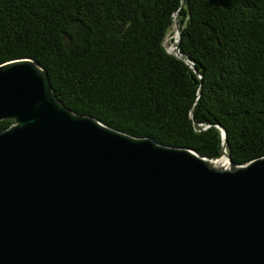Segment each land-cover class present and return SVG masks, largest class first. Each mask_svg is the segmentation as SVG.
<instances>
[{
	"label": "water",
	"instance_id": "obj_1",
	"mask_svg": "<svg viewBox=\"0 0 264 264\" xmlns=\"http://www.w3.org/2000/svg\"><path fill=\"white\" fill-rule=\"evenodd\" d=\"M0 121V264H264V156L235 164L224 129L219 159L130 135L31 58L0 65Z\"/></svg>",
	"mask_w": 264,
	"mask_h": 264
},
{
	"label": "trees",
	"instance_id": "obj_2",
	"mask_svg": "<svg viewBox=\"0 0 264 264\" xmlns=\"http://www.w3.org/2000/svg\"><path fill=\"white\" fill-rule=\"evenodd\" d=\"M175 12L196 71L164 47ZM21 58L110 127L208 159L222 128L235 164L264 156V0H0V65Z\"/></svg>",
	"mask_w": 264,
	"mask_h": 264
},
{
	"label": "rangeland",
	"instance_id": "obj_3",
	"mask_svg": "<svg viewBox=\"0 0 264 264\" xmlns=\"http://www.w3.org/2000/svg\"><path fill=\"white\" fill-rule=\"evenodd\" d=\"M173 30H174V33L168 35L164 40V47H165L166 51L172 55L175 54V51H176L175 47L177 44V39L174 38L175 32H176L175 27L173 28ZM174 39H176V40H174Z\"/></svg>",
	"mask_w": 264,
	"mask_h": 264
},
{
	"label": "bare ground",
	"instance_id": "obj_4",
	"mask_svg": "<svg viewBox=\"0 0 264 264\" xmlns=\"http://www.w3.org/2000/svg\"><path fill=\"white\" fill-rule=\"evenodd\" d=\"M176 31V30H175ZM174 38H176L177 39V32H175V36H174ZM176 39H174V40H176ZM176 52V51H175ZM220 162L223 164V165H227V163L225 162V159H221L220 160Z\"/></svg>",
	"mask_w": 264,
	"mask_h": 264
}]
</instances>
